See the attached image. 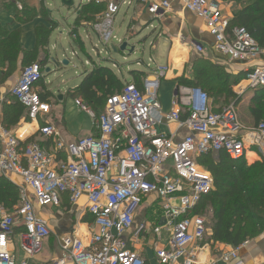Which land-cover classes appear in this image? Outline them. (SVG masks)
Here are the masks:
<instances>
[{
    "label": "built area",
    "instance_id": "2783aa9c",
    "mask_svg": "<svg viewBox=\"0 0 264 264\" xmlns=\"http://www.w3.org/2000/svg\"><path fill=\"white\" fill-rule=\"evenodd\" d=\"M93 1L105 4L91 26L100 43L108 47L114 18L128 0ZM138 1L146 3L147 11L157 18L170 9L169 0ZM178 1L204 21L216 51L226 55L229 62L247 64V85L264 87V48L257 46L243 27L229 26L223 0ZM193 47L204 52L200 44ZM165 70L157 67L156 77L146 79L143 90L126 82L119 93L106 99L102 112L95 113L75 100L78 108L93 119L95 133L71 143L58 140L51 123L38 128L40 137L53 141L50 149L36 141L23 142L13 129L0 124V178L14 175L22 181L12 209L0 203V264H29L41 253L51 230L48 221L37 215L35 205L60 206L63 196L70 205L79 207L78 220H85L89 234L86 238L68 235L58 240L60 254L50 264H146L132 246L149 230L162 242L154 249L156 264H200L207 226L205 218L194 210L201 198L211 194L213 178L197 163V157L224 152L237 160L249 149L264 158V122L243 128L233 103L214 110L207 93L190 86H179L172 110L162 114L157 88ZM41 76L39 63H30L8 90L33 122L50 111L49 103L34 89ZM4 98L0 93V104ZM181 111L186 115L184 120ZM162 116L185 126L188 133L175 141L172 135L159 131ZM82 197L85 201L78 205ZM150 197L155 200L150 208L154 218L141 221L125 238ZM14 233L24 253L18 261L9 248ZM248 243L245 240L231 247L219 259L242 264L239 252Z\"/></svg>",
    "mask_w": 264,
    "mask_h": 264
},
{
    "label": "crops",
    "instance_id": "0c3cea01",
    "mask_svg": "<svg viewBox=\"0 0 264 264\" xmlns=\"http://www.w3.org/2000/svg\"><path fill=\"white\" fill-rule=\"evenodd\" d=\"M169 1L170 9L164 12L161 18H157L150 14L147 11V4L138 0L125 1L120 6V9L115 16L116 18L118 14L121 13L120 25L123 27V35L116 38L113 27L112 40H116L117 42L113 43L111 41V44L120 45L124 38L128 40L130 45L140 42L144 45L148 40L151 56L155 57L150 59L154 63V69L149 68V64H145L148 69L143 65H139L141 66V69H137L139 67H134V62L138 59H130L127 52L118 54V56L121 57L120 61H116L114 59L104 60L107 58L93 60L86 52V47L89 46L88 41L92 39L91 34L94 33L98 36V34L92 29L91 24L95 22L97 17L104 10L105 4L103 2L96 3L93 0H85L84 2L76 4L73 9H66L60 4V0H53L52 2H48V0H0V26L8 29L9 31H19L18 43L24 51H32L37 48L34 54L27 58L25 63L24 56L21 55L18 58L17 68L14 72L17 73V76L24 67L23 65L31 61L37 60L36 62L40 63L42 66L43 73V71L47 69L46 66L51 63L54 64L51 60L54 58L57 62V64H54L55 72H58L61 71L63 67L68 65L63 64L64 59H67L68 63H70V59L78 58L80 52H83L87 57L82 63L84 67L83 73L78 74L77 72H74V75L77 78L71 81L70 85H66L64 90L61 91L59 89L57 91V95H55L54 92L48 88L41 76V79L34 85V89L39 96L45 98L43 101L49 103V113L46 116L39 118L36 122L29 121L25 115L20 118L16 125L8 128L13 129L15 134L22 139L23 142L28 143L30 141H36L45 146L47 149L53 147V141L51 139H44L43 137H40L38 133L39 126H42L45 123H51L55 126L57 139L65 144L71 143L82 137L93 135L95 133V123L86 112L81 111L76 105L75 100H80L83 103L84 101L80 95L75 96L74 91L78 88L84 77L96 67H107L122 82V85L126 82L137 83L142 90L144 88L143 82L146 79L152 80L156 77L155 70L157 67H166L164 75L158 79L157 99L161 113H169L172 110L173 97L177 93L179 86L191 85L190 87H201L199 85L192 84V74L190 73L192 70L189 71L191 67L189 56L192 52L197 54L193 47L194 44L202 45L205 52L204 54L206 55L204 58L206 60L213 64L223 66L225 71L232 76L240 73L245 74L248 67L244 61L229 62L226 55H223L215 50L214 39L208 33L205 23L201 18L186 11L180 1ZM53 2H59L64 9L73 14V24H75L76 32L71 35L69 34L70 31L68 33L71 41V45H69L70 49L68 47H57L56 41H53L52 39L55 29L51 28L50 23L51 21L57 20L55 18V13H58L56 6H53L52 4ZM224 2L225 0H223V11L229 19H232L236 16L237 11L233 8H228L229 5L226 7ZM233 4L236 3H233L232 1V5ZM82 10H84V15ZM19 11H21V16L19 15ZM79 27L84 29V37L79 35ZM42 28H46L45 30L50 28V30L44 39L45 44L39 45L38 31L41 32ZM77 38L79 40L78 44L72 41ZM96 46L97 44H94L93 49L96 50ZM105 48V53L107 55L110 52L113 53L109 50V47ZM97 53L100 55L102 51L97 50ZM30 59L32 60L30 61ZM61 59H63L62 63H59ZM156 59L158 61H156ZM139 61L141 63L143 62L140 59ZM123 64H125V68H127L125 71L121 67ZM5 67L6 64L0 66V72L4 71ZM73 67L76 69L75 65H73ZM62 83L65 84L64 81ZM6 86L7 85L2 84L0 80V88L1 92L3 91V94L5 93L4 90H6ZM230 89L235 94V97L229 98L228 102L224 103V101L220 100L219 103H216L211 97H209L214 110H218L222 106L233 103L237 112L239 123L243 128L255 127L258 123L264 122V87L250 88L247 85V82L244 81V78H242L237 83L231 84ZM52 94L57 97L56 101L52 100L54 97ZM59 95H61V98L58 97ZM4 96L5 99H8V93L4 94ZM84 104L95 111L86 103ZM103 110L104 108L98 111L102 112ZM2 116L3 111L0 107V124L4 126L2 123ZM180 117L183 120L186 118L183 111L180 112ZM158 129L159 131L172 135L175 141L182 139L188 133V129L185 126L180 127L177 122L168 121L164 119L163 116ZM212 154L214 155L216 153ZM260 159L259 155L254 151L249 149L246 150L244 160L247 164H251ZM84 201L85 199L82 197L78 202V205H81ZM154 203L155 200L153 197L146 199L141 206L139 214L134 220L133 227L125 234V238H128L135 231V227L141 221H149L154 218L152 216L153 211L150 209ZM60 206L63 208H69L67 212L71 216L74 214L76 221L73 226L65 227V231H69L67 234L57 236L58 239L50 241L54 215H50V219H46L43 215L48 213L49 210L47 211V208L51 209V207L56 206L38 207L35 205L37 215L48 221L49 228L51 230V234L47 241L45 239L43 247L44 245L49 246L54 256L49 259H45L42 258V256L38 257L37 255L35 258L30 259L29 264H50L53 259L60 254L58 240L64 236L75 235L80 236L81 238H86V236H88L89 231L85 220L82 219L83 222L78 220L77 212L79 207L70 205L66 196L62 197ZM263 231L264 229L258 235L251 238L248 245L240 250L239 259L243 262L242 264H264ZM161 245L162 242L159 241L155 234L149 230L147 233L141 235L139 242L133 244L132 248L141 253L146 264H156L154 249ZM231 247L233 246L230 244L213 240L211 238L210 230V233H208L205 237V247L199 257V263L228 264L221 261L219 256ZM9 248L18 260L24 257V253L18 246L17 233H14L11 237Z\"/></svg>",
    "mask_w": 264,
    "mask_h": 264
},
{
    "label": "trees",
    "instance_id": "16d2710c",
    "mask_svg": "<svg viewBox=\"0 0 264 264\" xmlns=\"http://www.w3.org/2000/svg\"><path fill=\"white\" fill-rule=\"evenodd\" d=\"M235 3L244 5L229 20V26L243 27L257 46L264 48V0H235ZM38 33L39 45H44L48 31L42 28ZM18 35L19 31H9L0 26V66L6 64L5 70L0 72L1 82L7 81L16 71L17 60L21 55L25 63L37 49L24 51L18 43ZM192 73V84L201 86L208 97H213L214 102L222 99L224 103L235 97L230 89L231 84L245 76L244 73L232 76L223 66L201 57L192 60ZM134 84L140 89L139 84ZM122 88V82L109 68L96 67L84 77L74 95H80L84 103L99 113L106 99ZM40 98L45 100L44 97ZM8 100L4 104L2 116L6 128L13 127L26 115L25 109L14 98L8 95ZM197 159L213 178L214 189L210 195L201 198L194 210L200 214L201 204L208 200L211 238L237 246L258 235L264 229V158L247 164L244 158L233 160L224 152H218L214 155L202 154ZM10 183L0 178V203L6 207H13L18 201V190Z\"/></svg>",
    "mask_w": 264,
    "mask_h": 264
},
{
    "label": "rangeland",
    "instance_id": "374dc122",
    "mask_svg": "<svg viewBox=\"0 0 264 264\" xmlns=\"http://www.w3.org/2000/svg\"><path fill=\"white\" fill-rule=\"evenodd\" d=\"M53 0H48V2H52ZM85 0H75L74 3L75 5L78 4L79 2H84ZM232 1L233 3H235V0H225L224 4L226 7H229L228 8H233L235 11L239 10L244 4L242 3H239V4H233L232 5ZM246 1V0H244ZM53 6L55 5L56 6V10H58L57 14L55 13V18L57 19L56 21H51L50 23V26L51 28H54L55 31H54V34L52 35V39L53 41L55 40L56 43H57V47L61 48V47H68L70 49V46L71 45V41H70V38H69V31H70V35L75 33L76 32V27H75V24H73L74 22V17H73V14H71V12H69L68 10L64 9L60 4L59 2H53L52 3ZM239 7V8H238ZM68 11V12H67ZM82 13L84 15V10H82ZM19 15L21 16V11H19ZM121 13L118 14V16L115 18V21H114V24H113V27H114V35L116 36V38H118L120 35H123V27L120 25L121 24ZM92 25V24H91ZM46 29V28H44ZM48 32L50 30V28H47ZM79 31V35L81 37H84V29L82 27H79L78 29ZM92 39L89 42V46L86 47V52L91 56V58L93 60H100L102 58H107V59H104V60H108V59H114L116 61H120L121 60V57L118 56V54H113V53H108V55L105 53L106 52V48L104 47V45H102L99 41V38L96 34L92 33ZM73 42L77 43L79 42L78 38L76 40H72ZM123 41H127L125 38L122 40ZM113 43H116L117 41L116 40H112ZM121 42V43H122ZM94 44H97L96 46V50L93 49V46ZM142 43H135V48H134V53L130 54L129 57L130 59H133V60H136L134 62L135 66L134 67H139L137 69H141L139 65H143L144 67L145 64H149L148 67L151 68V69H154V63L152 60H150L151 58H155L154 56L152 57L151 56V51H150V47L148 46V40L146 41V43L143 45H141ZM93 49V50H92ZM97 50L99 51H102V53L100 55H98L97 53ZM197 54H195L194 52H192L189 56V62H190V69L189 71L192 70V60L196 57H201V58H204L206 55L204 54L205 52L203 53H199L196 51ZM155 55V54H154ZM68 57H69V54H68ZM86 55L82 52H80V55L78 58H72L70 59V63H68L67 66L63 67V69L61 71H58V72H55V63H51L50 65L46 66V68H49L50 69V72L49 73H46L45 70L43 71L42 73V79L44 80V82L47 84L48 88H50L55 95H57V91L60 89L61 91L64 90L65 86L66 85H70V82L73 81L74 79H76L77 77L74 75V72H77L78 74L80 73H83V61L86 59ZM140 60H142L143 62L141 63ZM205 59V58H204ZM32 59H30L31 61ZM62 60H60L59 63H62ZM37 60L35 61H31V62H36ZM156 61H158L156 59ZM30 62V63H31ZM140 63V64H139ZM73 65L76 66V69L73 67ZM121 67L124 69V71L127 69L125 68L126 65L123 64L121 65ZM148 67H146L148 69ZM116 70V69H115ZM192 74L191 78H193V73L192 71L190 72ZM17 77V73H13L12 76H10L8 78V81H4L2 82V84H6V90H4V94H7L8 93V90L9 88L12 86V84L14 83V80L15 78ZM64 81L65 84H63L62 82ZM62 83V84H61ZM0 93L3 94V91L1 92V88H0ZM3 94V95H4ZM55 95L52 94V96H54L52 98V100L56 101L57 100V97H55ZM210 95V94H209ZM211 96V95H210ZM213 98V97H212ZM9 100L8 99H5L3 100V104H0V107H1V110L3 111V108H4V104L6 102H8ZM221 101H223L221 99ZM220 101L216 102V103H219ZM228 102V101H227ZM198 158V157H197ZM197 163L200 164L198 162V159H197ZM201 165V164H200ZM203 166V165H201ZM204 167V166H203ZM205 168V167H204ZM206 169V168H205ZM6 181H9L8 179L14 181L11 182L12 185H14L16 187V189L18 190V185L19 187L22 186V181L20 178L18 177H15L14 175H8L7 178H4ZM10 183V182H9ZM10 183V184H11ZM214 189V188H213ZM29 195L30 192H28ZM207 203H208V200H204L203 203L201 204V212L200 214L205 218L206 220V226H207V235L208 233H210V226L212 224L211 222V218H210V213H209V210L207 209ZM6 207V206H5ZM12 207V206H11ZM10 206L9 207H6V208H9V209H12ZM69 208H63L61 206H56V207H51L50 208H47L46 210L48 211V213H45L43 216L46 218V219H50L49 216L50 215H54V220H53V224H52V235H51V238H50V241H55L57 238V236H61L63 234H67V232L69 231H65V227L66 226H73L75 224V216L74 214H72V216L67 212ZM45 210V209H44ZM46 211V212H47ZM48 238H46V241H47ZM41 257L42 258H45V259H49L50 257L54 256L52 254V250L50 249L49 246H45L43 247L42 249V252L38 255V257ZM17 259V258H16ZM18 261V259H17ZM18 264V263H16Z\"/></svg>",
    "mask_w": 264,
    "mask_h": 264
},
{
    "label": "water",
    "instance_id": "95a60500",
    "mask_svg": "<svg viewBox=\"0 0 264 264\" xmlns=\"http://www.w3.org/2000/svg\"><path fill=\"white\" fill-rule=\"evenodd\" d=\"M60 4L65 7L66 9H73L75 7V3L74 0H60ZM109 50L112 51L114 54H120L123 52H127L129 55L134 53V45H130L129 42L127 41H123L120 45H114V44H109ZM55 64H57V62L55 61L54 58L51 59ZM63 64L67 65L68 64V60L64 59L63 60ZM46 73L50 72V69L47 68L45 70ZM59 98H61V95L58 96Z\"/></svg>",
    "mask_w": 264,
    "mask_h": 264
}]
</instances>
